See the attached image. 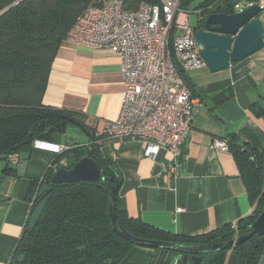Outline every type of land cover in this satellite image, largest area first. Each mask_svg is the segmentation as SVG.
I'll use <instances>...</instances> for the list:
<instances>
[{
    "label": "crops",
    "instance_id": "0c3cea01",
    "mask_svg": "<svg viewBox=\"0 0 264 264\" xmlns=\"http://www.w3.org/2000/svg\"><path fill=\"white\" fill-rule=\"evenodd\" d=\"M184 75L198 109L181 149L177 177L168 170V153L153 161L142 155L141 143L104 132V123L117 119L123 99L116 54L64 39L52 62L42 103L88 117L94 136H101L102 156L121 172L117 210L164 232L197 237L226 225L237 226L252 210L232 154L211 145L214 139L227 142L235 135L264 151V119L249 109L264 96V48L225 70L211 73L205 67ZM72 128L46 141L49 149L33 145L17 163H8L11 173L3 172L7 163L0 161V264H9L29 216L31 180L53 168L57 155L88 144V136ZM54 147L62 152L56 153ZM177 208L182 212L176 213ZM153 255L150 248L134 246L119 264H149Z\"/></svg>",
    "mask_w": 264,
    "mask_h": 264
},
{
    "label": "trees",
    "instance_id": "16d2710c",
    "mask_svg": "<svg viewBox=\"0 0 264 264\" xmlns=\"http://www.w3.org/2000/svg\"><path fill=\"white\" fill-rule=\"evenodd\" d=\"M140 1L123 3L132 9ZM241 1L259 2L179 0V7L229 15ZM90 5H98V0H0V161L7 163L3 172H13L8 163L30 152L36 141H49L69 127H77L89 138L87 145L57 155L53 168L31 180V209L9 264H119L135 245L114 232L111 212L118 231L147 241L202 245L227 242L249 232L248 226L264 208V151L247 146L235 135L227 140L252 208L239 220L236 231L226 225L197 237L174 235L117 210L112 190L119 189L121 172L102 156L101 136H94L95 129L87 125L85 114L43 105L57 51L77 17ZM181 77L185 82L184 73ZM249 109L255 117L264 119V96ZM83 157L101 168L98 183H51L61 160L70 168ZM263 253L264 236L254 235L230 250L203 255L200 264H258Z\"/></svg>",
    "mask_w": 264,
    "mask_h": 264
},
{
    "label": "built area",
    "instance_id": "2783aa9c",
    "mask_svg": "<svg viewBox=\"0 0 264 264\" xmlns=\"http://www.w3.org/2000/svg\"><path fill=\"white\" fill-rule=\"evenodd\" d=\"M264 8V0L249 2ZM246 6L234 5V12ZM198 10L197 22L203 19ZM65 39L93 49H104L120 58L123 99L117 119L104 123L107 136L141 143L142 155L156 160L168 153V170L177 177L182 146L198 106L181 74L205 68L194 41V29L179 0H144L132 9L123 0H98L86 7L68 30ZM34 146L49 149L36 141ZM211 149L228 151L227 142L214 139ZM61 153L59 147H54ZM11 163H17L16 158ZM60 168L66 161L59 162ZM182 212L177 208L176 213ZM237 230L236 225H232ZM235 235L234 239H236Z\"/></svg>",
    "mask_w": 264,
    "mask_h": 264
},
{
    "label": "water",
    "instance_id": "95a60500",
    "mask_svg": "<svg viewBox=\"0 0 264 264\" xmlns=\"http://www.w3.org/2000/svg\"><path fill=\"white\" fill-rule=\"evenodd\" d=\"M262 8L250 5L239 12L229 15L206 13L204 27L199 29L197 22L194 29V41L205 67L211 73L229 68L264 48V23L260 18ZM101 168L88 157L81 158L70 168L57 169L51 178L52 184H69L79 182L98 183ZM118 187L112 190L115 200ZM114 232L123 240L138 246L150 248L154 252L151 264H200L201 257L208 253L230 250L251 239L254 235L264 236V208L254 222L248 226L249 232L227 242H210L202 245H185L135 238L115 227V214L111 212ZM258 264H264V253Z\"/></svg>",
    "mask_w": 264,
    "mask_h": 264
},
{
    "label": "rangeland",
    "instance_id": "374dc122",
    "mask_svg": "<svg viewBox=\"0 0 264 264\" xmlns=\"http://www.w3.org/2000/svg\"><path fill=\"white\" fill-rule=\"evenodd\" d=\"M200 2L201 0H197V2ZM187 15H188V24L191 26V27H196L197 25V20H198V17H197V12L198 10L196 9H193V8H189L187 11ZM261 15L262 17L264 18V9L262 10L261 12ZM72 129H76L78 130L77 127H73ZM84 136V135H82ZM66 168V167H65Z\"/></svg>",
    "mask_w": 264,
    "mask_h": 264
},
{
    "label": "flooded vegetation",
    "instance_id": "af4514ba",
    "mask_svg": "<svg viewBox=\"0 0 264 264\" xmlns=\"http://www.w3.org/2000/svg\"><path fill=\"white\" fill-rule=\"evenodd\" d=\"M206 15V12H204V16ZM202 16V17H204ZM204 27V20H202V22L200 23L199 29L202 30Z\"/></svg>",
    "mask_w": 264,
    "mask_h": 264
}]
</instances>
